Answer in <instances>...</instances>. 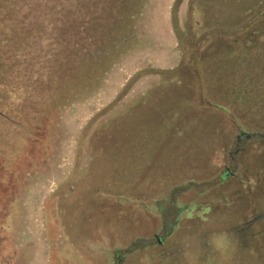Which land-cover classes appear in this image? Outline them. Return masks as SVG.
<instances>
[{
	"label": "rangeland",
	"instance_id": "obj_1",
	"mask_svg": "<svg viewBox=\"0 0 264 264\" xmlns=\"http://www.w3.org/2000/svg\"><path fill=\"white\" fill-rule=\"evenodd\" d=\"M173 1L146 0L138 47L55 114L48 143L0 146V256L264 264V99L238 105L223 94L228 66L204 78L175 72ZM181 74L185 91L176 96Z\"/></svg>",
	"mask_w": 264,
	"mask_h": 264
},
{
	"label": "trees",
	"instance_id": "obj_2",
	"mask_svg": "<svg viewBox=\"0 0 264 264\" xmlns=\"http://www.w3.org/2000/svg\"><path fill=\"white\" fill-rule=\"evenodd\" d=\"M182 1L170 9L180 53L175 72L203 77L228 66L223 94L238 105L263 101L264 0H187L179 23ZM145 2L0 0V146L48 143L55 114L95 89L120 55L138 47L135 24ZM181 77L176 96L185 91L187 74Z\"/></svg>",
	"mask_w": 264,
	"mask_h": 264
},
{
	"label": "flooded vegetation",
	"instance_id": "obj_3",
	"mask_svg": "<svg viewBox=\"0 0 264 264\" xmlns=\"http://www.w3.org/2000/svg\"><path fill=\"white\" fill-rule=\"evenodd\" d=\"M240 135L241 134H239L236 138L238 139ZM223 171L226 172V175L225 176L231 175V174L228 173V169L227 168H224ZM154 238L156 240V243L159 244V240H158V238H157L156 235H154ZM62 239L64 240V243H68L69 242V240H68L69 238H68V236L65 233H62ZM78 246L79 245L77 243H73L72 244L73 249H75V251L77 252V256H85V255H83L82 253H80L78 251L79 250ZM59 254L60 255H56V256H62V253H59ZM12 257L13 256H0V264H16L17 261L11 259ZM62 257H64V256H62ZM24 262H25V259H24V261L21 264H24ZM58 262H59V260H58L57 257H54L53 259H51V256H48L45 264H57Z\"/></svg>",
	"mask_w": 264,
	"mask_h": 264
}]
</instances>
